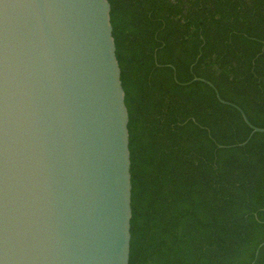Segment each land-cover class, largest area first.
I'll use <instances>...</instances> for the list:
<instances>
[{
    "label": "trees",
    "instance_id": "16d2710c",
    "mask_svg": "<svg viewBox=\"0 0 264 264\" xmlns=\"http://www.w3.org/2000/svg\"><path fill=\"white\" fill-rule=\"evenodd\" d=\"M109 2L128 89L130 264H264V133L248 141L233 106L264 129V0Z\"/></svg>",
    "mask_w": 264,
    "mask_h": 264
},
{
    "label": "water",
    "instance_id": "95a60500",
    "mask_svg": "<svg viewBox=\"0 0 264 264\" xmlns=\"http://www.w3.org/2000/svg\"><path fill=\"white\" fill-rule=\"evenodd\" d=\"M113 31L109 0H0V264H130L128 89ZM233 106L248 141L264 133Z\"/></svg>",
    "mask_w": 264,
    "mask_h": 264
}]
</instances>
